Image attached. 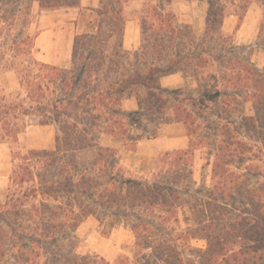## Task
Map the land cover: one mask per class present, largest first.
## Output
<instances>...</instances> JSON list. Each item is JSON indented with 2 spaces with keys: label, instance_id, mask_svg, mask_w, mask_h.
<instances>
[{
  "label": "trees",
  "instance_id": "16d2710c",
  "mask_svg": "<svg viewBox=\"0 0 264 264\" xmlns=\"http://www.w3.org/2000/svg\"><path fill=\"white\" fill-rule=\"evenodd\" d=\"M128 1L104 0L97 31L75 40L71 70L29 59L23 69L24 101L7 103L0 97V139L16 147L11 177L15 190L0 202V264H264V183L249 185L233 170L248 160L256 162L255 150L263 153L258 160L264 164V69L256 68L250 57L222 59L227 52L235 54L234 48L227 51L233 37L224 31L225 20L238 17L235 35L252 4L264 13V0H199L208 3L202 37L179 22L173 9L176 0H141V42L134 52L123 49ZM39 2L45 11L80 4ZM20 9V0H0V54ZM258 44L264 47V20ZM216 47L222 53L214 56ZM80 51L88 54L86 59H77ZM182 65L191 68L199 84L194 99L160 83L162 72ZM215 66L218 77L211 76L214 81L208 83L201 72ZM58 70L62 76L55 85L60 95L53 97L49 91ZM200 82L215 88L223 113L250 104L253 114L244 115L239 127H221L213 186L204 191L202 201L206 221L183 231L178 215L189 204L186 194L195 185L198 150L192 140L194 113L185 102L196 104L210 97L208 86ZM139 90L145 94H137L138 110H126L125 100ZM167 111L173 115L170 120L163 117ZM145 115L153 125L183 123L190 139L188 149L161 155L153 177L122 163L123 152H135L143 140L127 126ZM27 117L39 118L40 125H56L53 150L22 154L17 149L25 130L21 119ZM97 132L122 146L102 144ZM245 137L260 145H249ZM92 149L96 155L81 160L80 154ZM90 216L106 220L110 228H128L135 237L132 257L110 262L100 255L76 253V232ZM194 240H204L205 248L193 247Z\"/></svg>",
  "mask_w": 264,
  "mask_h": 264
},
{
  "label": "rangeland",
  "instance_id": "374dc122",
  "mask_svg": "<svg viewBox=\"0 0 264 264\" xmlns=\"http://www.w3.org/2000/svg\"><path fill=\"white\" fill-rule=\"evenodd\" d=\"M20 7L21 9L14 18L15 23L11 28L10 41L7 42L2 54H0V97L7 103H20L26 98L23 69L29 59L37 60V38L47 25V18L53 15V13L41 9L39 0H20ZM174 8L180 23L191 26L195 34L198 37H202L205 32L208 3L199 0H176L174 1ZM60 12L62 13L63 11ZM263 16V9L257 4H252L240 31L235 35L234 31L238 25V17L230 16L225 20L224 31L233 37L226 44L227 51L234 48L235 54L231 55L226 51L227 53L224 54L225 57L222 59H235V57L244 59L250 57L256 68L264 69V47L258 44L260 29L264 20ZM129 18H135V15H129ZM218 48L216 47L213 50L214 56L222 53ZM134 51L136 49L131 52ZM184 51L187 52L186 50ZM87 55L86 52L80 51L77 59H86ZM126 57L127 59H134L132 56L127 55ZM4 66H9V69L4 70ZM58 68L71 70L73 65L69 64L67 68ZM217 70L218 68L215 66L201 73L206 77L208 83H212L214 79H210V77H218L217 72L219 70ZM192 73L191 68L182 65L179 70L162 72L159 75V80L163 87L170 90H182L183 94L185 93L187 97L194 99L199 96V84L192 77ZM53 75L54 81L49 92L50 96L57 97L60 94L59 88L55 83L62 74L58 70ZM200 83L208 86L205 84L207 82ZM206 89L210 93V97L208 96L205 102L201 100H197L196 104L185 102L186 107L194 113L192 140L197 145L198 150L194 158L195 185L188 192L189 194H186V200L189 204L184 205L179 210L178 215L180 227L183 231L196 228L206 221V212L202 201L205 195L204 191L213 186L212 169L215 160L214 155L221 141V127L225 124L239 127L241 118L244 115L253 114L250 104H239L238 106H233L231 112L223 113L221 108L218 107L220 100L217 96L219 94L213 93L215 88L208 86ZM137 94L144 95L145 91L133 92L135 99H137ZM172 116L171 111H167L166 115H163L166 120L172 119ZM147 119L146 115L139 116L127 128L132 135H141L143 140H146L154 137L155 132H158V129L166 125H153ZM21 122L25 130L19 135L17 149L22 154H28L35 150L54 149L58 135L56 125H40L39 118L36 117L23 118ZM96 136H100L104 145L122 146L121 141L101 135L99 132L96 133ZM244 140L255 147L260 145L251 141L248 137H245ZM15 148L11 143L0 139V202L4 201L6 196L15 190L11 182ZM255 151L256 156H260L263 159V153L258 150ZM96 153L95 149L86 150L80 154V158L81 160H87L93 158ZM123 156L127 164L134 165L136 163L137 157L135 155L124 151ZM258 157H256V162L252 163L248 160L242 164L243 166L240 169L233 167L237 174L243 175L245 180L249 181V185L257 187L264 183V176L262 175L264 164L261 160H258ZM246 168L248 170L252 168V171L249 170L248 172L245 170ZM145 176L153 177L149 173ZM239 205L240 202H238L237 206ZM105 221L101 222L97 216H90L81 223L75 235L74 246L76 253L83 256L100 255L110 262H114L119 257H132L135 249V237L132 232L124 226L110 228ZM191 245L195 248H205L206 242L204 240H194Z\"/></svg>",
  "mask_w": 264,
  "mask_h": 264
},
{
  "label": "crops",
  "instance_id": "0c3cea01",
  "mask_svg": "<svg viewBox=\"0 0 264 264\" xmlns=\"http://www.w3.org/2000/svg\"><path fill=\"white\" fill-rule=\"evenodd\" d=\"M103 2L104 0H80L77 8L48 11L53 15L47 18V25L37 38V60L55 67L67 68L69 64H72L76 38L97 31L98 13L103 8ZM124 6L128 20L125 23L123 49L131 52L137 50L141 42L139 16L143 2L141 0H129ZM173 9L175 11L174 3ZM129 15H135V18L130 19ZM124 107L130 112L138 110L137 99L135 97L128 98L124 102ZM158 130L156 136L141 140L135 152H128L137 157L134 165L127 164L124 156H122V163L128 169L142 175H148V173L152 175L160 168L162 154L189 148L190 139L183 123L166 124Z\"/></svg>",
  "mask_w": 264,
  "mask_h": 264
}]
</instances>
